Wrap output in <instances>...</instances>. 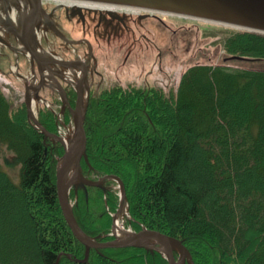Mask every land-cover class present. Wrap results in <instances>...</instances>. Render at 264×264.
I'll list each match as a JSON object with an SVG mask.
<instances>
[{"label": "trees", "instance_id": "trees-1", "mask_svg": "<svg viewBox=\"0 0 264 264\" xmlns=\"http://www.w3.org/2000/svg\"><path fill=\"white\" fill-rule=\"evenodd\" d=\"M223 47L230 60L190 67L176 91H92L82 170L93 181L120 179L126 224L181 241L194 264H264V70L230 65L264 61V35L234 31ZM27 114L25 105L13 111L0 87V147L14 155L6 166L20 167L16 184L0 163V264H168L160 252L135 247L92 249L83 262L86 247L59 204L64 148ZM39 121L58 134L56 116L43 105ZM116 184L106 179L71 191L80 228L98 242L113 240Z\"/></svg>", "mask_w": 264, "mask_h": 264}, {"label": "water", "instance_id": "water-1", "mask_svg": "<svg viewBox=\"0 0 264 264\" xmlns=\"http://www.w3.org/2000/svg\"><path fill=\"white\" fill-rule=\"evenodd\" d=\"M2 1V13H5L6 18L1 21L9 33H11L17 42V49L25 53L30 61L32 75H34L37 85L28 84L25 87V105L28 112V117L35 125V128L41 131L47 138H55L64 148V155L59 161L57 167V191L61 210L64 218L79 242L86 247L87 262L90 251L92 249H121L127 247H135L146 250H156L163 254L168 261V264H194L191 253L185 245L164 233L156 230L142 229L135 232L125 239L98 242L89 237L79 226L73 211V204L70 200L72 188L79 186H94L102 187L101 179L97 182L90 181L83 175L82 160L87 161V134L85 129V117L91 95L89 87L88 65L85 61H65L58 58H48L43 56L35 49V36L38 31L55 32L64 42L69 45L77 44L78 42L70 41L57 28L52 20L53 13H48L44 9L45 0H0ZM87 1L99 4L116 5L119 7H131L141 9L148 14H165L182 18L194 19L208 23H214L232 27L237 30L252 32L264 35V0H73ZM14 7L19 15V28L13 23L10 12ZM79 11L83 8L77 6ZM112 12V11H110ZM1 31L3 30L0 26ZM0 41L7 45V42L1 37ZM35 44V45H34ZM10 48L11 45L8 44ZM91 56L94 58L93 50L90 47ZM237 60L240 58H232ZM51 65L53 67H51ZM81 69L82 75L77 86L74 87L76 92V103L73 107L68 100L67 92L65 91L62 82L71 84L64 78V70ZM39 76V79H37ZM52 80L54 89L60 94L64 101L65 110L68 108L74 121V143L69 145L61 136L50 134L45 127L35 117L32 110L33 97L39 100L40 92L43 88L49 87L47 81ZM86 89V91H85ZM34 92V93H31ZM122 188V201L126 199V190L123 182L120 179H115ZM154 239L155 241L148 242ZM179 254L177 260L175 254Z\"/></svg>", "mask_w": 264, "mask_h": 264}, {"label": "rangeland", "instance_id": "rangeland-1", "mask_svg": "<svg viewBox=\"0 0 264 264\" xmlns=\"http://www.w3.org/2000/svg\"><path fill=\"white\" fill-rule=\"evenodd\" d=\"M52 7L49 2L46 4L47 9ZM91 24L92 26H89L88 23L87 29L75 23L64 24L63 29L73 41L87 38L94 49L100 65L99 70L105 77L90 78L89 87L94 93L116 85L123 87L135 85L139 88L155 86L168 92L176 91L183 74L190 67L223 64L227 57L223 47L224 42L232 32L238 31L231 27L170 15H160L159 19L146 20L144 28L140 31L122 36L108 34L104 28L96 30L93 28L94 23ZM50 42L55 43L56 47L59 46V41L53 39L52 36ZM45 46L47 49V44ZM51 46L53 48V45ZM46 49L44 50L48 52ZM85 50V46H75L70 51L63 50L58 53L62 58L69 59L82 55ZM230 65L264 70V61L254 64H241L234 61L230 62ZM2 78L5 79L3 75ZM0 87L10 100L13 111L25 105L24 86L22 82L17 81L15 76L12 75L8 82L0 83ZM68 88L69 86L65 87V90L69 95L71 88L69 90ZM43 97L49 101L51 108L62 116V121L59 120V116L56 117L58 132L63 131L69 134L71 127L74 130L73 118L67 108L65 110L64 101L60 100L59 95L44 91ZM69 100L71 101L70 95ZM42 105L43 103L39 100L35 109V117L39 118V108ZM52 113L56 116L54 112ZM27 120L33 125L28 114ZM13 158L12 152L4 146L0 147V163L15 178H12L13 181L18 184L20 167L10 168L5 164L6 159L12 160ZM187 182L191 184L192 181L188 178ZM115 187L118 189V184ZM127 214L126 206H123L118 217L123 226L126 225Z\"/></svg>", "mask_w": 264, "mask_h": 264}, {"label": "flooded vegetation", "instance_id": "flooded-vegetation-1", "mask_svg": "<svg viewBox=\"0 0 264 264\" xmlns=\"http://www.w3.org/2000/svg\"><path fill=\"white\" fill-rule=\"evenodd\" d=\"M54 7L49 11L50 12L53 11V9H55ZM56 9L57 10L54 12V20L56 26L59 29V31H61V33H63L67 38L69 37L66 35L65 30L63 29L64 24L71 25L72 23H75L76 25H81L83 29H87L88 23L90 24L89 26H92L91 23H94L93 28L96 30L100 28H104V30L108 34H115L116 36H122V35H127L129 33H135L136 31H140L142 28H144L146 20L159 19V16L156 15H150L148 13H141L140 15H137L133 11L122 12V11L111 10L112 12H110L109 10L91 11L85 9L79 11L76 6H70V7L58 6ZM50 33L54 39L59 41V46H57V51L62 52L64 50L65 52H67L73 48V46L64 43L62 39L59 38L55 33L53 32ZM77 41H79V43L76 44V46H85L86 50L82 55H76L66 60H73V61L84 60L85 63L88 65L89 79L90 78L95 79V77H99L100 79L105 78L104 74L99 70L100 65L94 53L93 48L92 50H93L94 58H92L91 56V51L87 38H81L78 39ZM63 86L64 88L69 86L68 90L70 89V85L67 82H63ZM92 91L93 90H91V93Z\"/></svg>", "mask_w": 264, "mask_h": 264}, {"label": "bare ground", "instance_id": "bare-ground-1", "mask_svg": "<svg viewBox=\"0 0 264 264\" xmlns=\"http://www.w3.org/2000/svg\"><path fill=\"white\" fill-rule=\"evenodd\" d=\"M45 1H48V0H45ZM51 1L55 2L56 4H58V6H66V7L80 6V7H82L85 10H91V11H95V10H115V11L116 10H125V11H134V12L140 11L137 8L134 9V8H130V7H119V6H116V5L99 4V3H92V2H87V1H73V0H51ZM12 18H13L12 20L14 21L16 27L19 28V15H18V13H17L15 8H13ZM45 34H48V31H45L44 29H41L40 31H38L36 33V36L41 38ZM35 49L39 53H41L43 56H45V57H48V58H54L55 57L51 53V51H49V52H43V51L40 52L36 45H35ZM51 67H53V66L51 65ZM81 75H82V70L81 69H76V68L64 70V74H63L64 78H66L73 85V87L77 86ZM0 81H2V78H0ZM85 91H86V89H85ZM36 106H37L36 100L32 101V110H33V114L34 115H35ZM73 131L74 130L71 127L69 134L67 133L64 136L65 141L68 144L69 148L71 147L69 144L71 142L74 143V140H75V138H74L75 133ZM114 231L117 234V236L120 237V238L128 237V236L132 235V230L125 229L124 226L119 221V219L116 220V223H115V226H114ZM153 241H155V240L151 239L148 242L149 243L150 242L154 243Z\"/></svg>", "mask_w": 264, "mask_h": 264}, {"label": "crops", "instance_id": "crops-1", "mask_svg": "<svg viewBox=\"0 0 264 264\" xmlns=\"http://www.w3.org/2000/svg\"><path fill=\"white\" fill-rule=\"evenodd\" d=\"M35 43L37 47L41 44H44L43 37L39 38L36 36ZM47 44V49L49 51L55 50V43L53 44L48 41ZM51 45H53V48ZM4 53H6L7 56L2 59L0 58V73L5 77L6 82H8V80H11L12 75L15 77L17 75L16 79L19 82H23V80L25 81V79H31L30 66L24 55H21L22 57H19L18 52L13 53L10 50H6L4 51Z\"/></svg>", "mask_w": 264, "mask_h": 264}]
</instances>
